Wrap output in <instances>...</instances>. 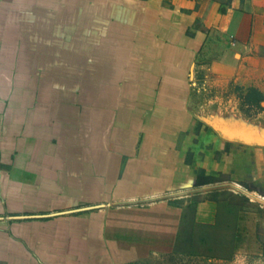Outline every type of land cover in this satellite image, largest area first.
I'll use <instances>...</instances> for the list:
<instances>
[{"label": "crops", "instance_id": "crops-1", "mask_svg": "<svg viewBox=\"0 0 264 264\" xmlns=\"http://www.w3.org/2000/svg\"><path fill=\"white\" fill-rule=\"evenodd\" d=\"M14 70L25 81L8 92ZM189 71L212 93L193 94ZM0 86V264H129L180 247L264 264V206L248 196L264 193V0H0ZM201 169L227 177L215 188L228 198L192 204L211 188ZM77 187L107 209L79 227L21 218L71 205L61 190Z\"/></svg>", "mask_w": 264, "mask_h": 264}, {"label": "rangeland", "instance_id": "rangeland-1", "mask_svg": "<svg viewBox=\"0 0 264 264\" xmlns=\"http://www.w3.org/2000/svg\"><path fill=\"white\" fill-rule=\"evenodd\" d=\"M66 66H68V65H64V66L62 65V67H66ZM17 74H18V71L14 70L13 72L10 73L9 77H11V75H13L11 78L3 80V82L8 84V86H6V89L8 90V92L12 91L13 89H18L19 87H22L20 85L25 80L24 79H22L21 81H20V79L17 80V77H16ZM195 75L197 76L196 72H194V71H189L187 73V77H188V81H189L190 85H192V83H194L193 86L191 87L192 88L191 92L193 94H201L202 93L201 89L202 90L206 89L207 93L211 94L212 89H210V88L208 89V86L200 85V87H199V83H202V78H205L204 75L200 76V77L197 76L196 78H195ZM29 76H30V74H29ZM197 79L199 82V83H197L198 86H197V84H195ZM158 89H159V87H158ZM234 89L238 90L240 92H244V91H242V89L237 88V87H235ZM214 90H216V88ZM83 91H86V88L84 85L83 86L80 85V87L76 88V93L78 95L80 93H82ZM228 91L229 90L224 91L226 94L225 96H227L228 93L233 92V91H230V92H228ZM249 94H252V95H249V97L252 96L253 100H256V101H253L250 98V103H247L248 106L246 107V109H247L248 113L254 114L257 112V110L259 108V106L256 103L260 97V94L258 93V91H253V90L250 91ZM7 101H9V100L7 99ZM83 108H84V103L78 102L76 109H79V112H81V110H83ZM150 112H151V110L149 108H146L143 111V114H142L143 115V117H142L143 121L147 122L148 117L150 116ZM197 128H198V124L195 123L194 125H192L191 131L194 132V134H195V130H197ZM181 136H183V134L180 135V137ZM192 140L194 142H196L195 135H194ZM196 152L197 151H195V150L194 151L190 150V153H189L190 161L193 159V154H195ZM199 155L204 156L207 154L206 153L204 154L203 151L199 150ZM216 156L218 157L219 154L217 153ZM46 167H47V165H46ZM46 167L43 164H40L38 162H33V164L31 166H29L28 168L30 171L32 170V174L33 173L36 174L34 172V170H38L40 168L44 169ZM226 178L227 177L225 175L220 174V173L215 174V175H206L205 171H203L202 169L199 170L198 171V181L200 182V184H205V183L209 184V187H211V188L209 190H207V192L205 191L206 194H204V195L198 194L197 193L198 191L193 192L194 194H191L189 196V199H191L192 204H195V202L197 200H199L201 198H205V197L206 198L223 197L225 199L228 198L229 197L228 193L225 190L218 189V187H220L219 185L222 184L223 181L226 180ZM216 185L218 186L217 188H215ZM65 193H67V192L64 190H61L62 201L63 202L64 201H66V202L70 201L71 205L65 206V207H60L49 215H37L36 214L35 216L33 215L34 217L33 216H31V217L30 216H23L21 218L30 219V218H36V217L41 218L42 217L44 219H48V218L53 219L54 217H57L59 215L66 213V214L72 215V219L77 221L78 227H79L81 223H84L86 221V215L97 214V213L101 212L102 210L107 209V206H108L107 200L98 199V197H95L94 195L92 197H85L84 191H82L81 188L79 189V187H77L76 190L70 191V193L72 194V196H70V197H67V198L63 197ZM224 222H226V223L230 222V217H229V214L227 212H225V214H224ZM81 233H83V231L81 232L80 228H78V231H77L78 236H80ZM129 264H229V263L227 261L225 262V261H220L218 259H214V258H212V255L205 257V256L197 254L194 251L193 252L187 251V248L181 249V247H180L174 252L152 254L150 257H148L146 259L132 261V263H129Z\"/></svg>", "mask_w": 264, "mask_h": 264}, {"label": "built area", "instance_id": "built-area-1", "mask_svg": "<svg viewBox=\"0 0 264 264\" xmlns=\"http://www.w3.org/2000/svg\"><path fill=\"white\" fill-rule=\"evenodd\" d=\"M238 184V183H237ZM240 185V184H238ZM241 187L243 186L242 184L240 185ZM250 200L258 202L260 205L264 206V193L262 192H257L254 194H248Z\"/></svg>", "mask_w": 264, "mask_h": 264}, {"label": "bare ground", "instance_id": "bare-ground-1", "mask_svg": "<svg viewBox=\"0 0 264 264\" xmlns=\"http://www.w3.org/2000/svg\"><path fill=\"white\" fill-rule=\"evenodd\" d=\"M116 73H117V72H116ZM116 73H115V74H116ZM135 93H136V92H135ZM130 116H131V115H130ZM131 117H132V116H131ZM131 117H130V118H131ZM136 118H137V117H135V120H137ZM133 119H134V118H133ZM133 119H132V120H133ZM128 122H129V121H128ZM129 123H130V122H129ZM136 124H137V126H138V121H136ZM128 127H129V126H128Z\"/></svg>", "mask_w": 264, "mask_h": 264}]
</instances>
